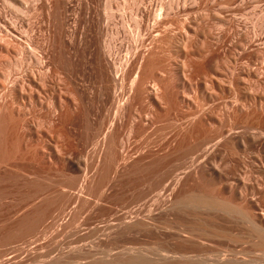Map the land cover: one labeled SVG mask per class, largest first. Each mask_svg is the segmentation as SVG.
Here are the masks:
<instances>
[{"label": "rangeland", "instance_id": "374dc122", "mask_svg": "<svg viewBox=\"0 0 264 264\" xmlns=\"http://www.w3.org/2000/svg\"><path fill=\"white\" fill-rule=\"evenodd\" d=\"M0 264H264V0H0Z\"/></svg>", "mask_w": 264, "mask_h": 264}, {"label": "bare ground", "instance_id": "6f19581e", "mask_svg": "<svg viewBox=\"0 0 264 264\" xmlns=\"http://www.w3.org/2000/svg\"><path fill=\"white\" fill-rule=\"evenodd\" d=\"M9 32V31H8ZM21 48H22V46H21ZM18 63V62H17ZM11 71V70H10ZM6 76V75H5ZM9 77V76H8Z\"/></svg>", "mask_w": 264, "mask_h": 264}]
</instances>
